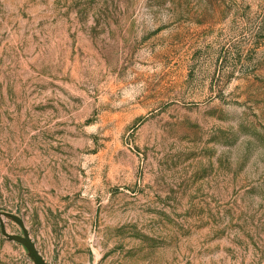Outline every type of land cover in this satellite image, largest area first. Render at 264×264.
<instances>
[{"label":"rangeland","instance_id":"rangeland-1","mask_svg":"<svg viewBox=\"0 0 264 264\" xmlns=\"http://www.w3.org/2000/svg\"><path fill=\"white\" fill-rule=\"evenodd\" d=\"M0 264H264V0H0Z\"/></svg>","mask_w":264,"mask_h":264}]
</instances>
